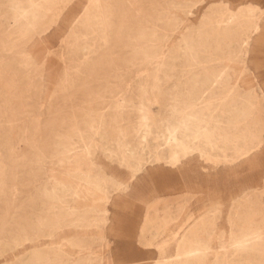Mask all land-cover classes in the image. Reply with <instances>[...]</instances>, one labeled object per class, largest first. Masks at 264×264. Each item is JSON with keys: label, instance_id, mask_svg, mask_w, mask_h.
<instances>
[{"label": "rangeland", "instance_id": "1", "mask_svg": "<svg viewBox=\"0 0 264 264\" xmlns=\"http://www.w3.org/2000/svg\"><path fill=\"white\" fill-rule=\"evenodd\" d=\"M0 264H264V0H0Z\"/></svg>", "mask_w": 264, "mask_h": 264}, {"label": "bare ground", "instance_id": "2", "mask_svg": "<svg viewBox=\"0 0 264 264\" xmlns=\"http://www.w3.org/2000/svg\"><path fill=\"white\" fill-rule=\"evenodd\" d=\"M245 245V244H244ZM168 249V248H167ZM174 256H176V257H178L179 256V254H176V255H174ZM170 259V257H164V263H166L168 260Z\"/></svg>", "mask_w": 264, "mask_h": 264}]
</instances>
